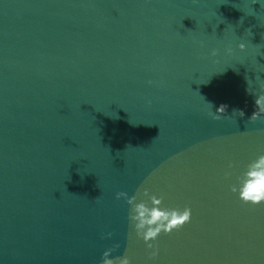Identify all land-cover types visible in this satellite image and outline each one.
<instances>
[{"label":"water","instance_id":"water-1","mask_svg":"<svg viewBox=\"0 0 264 264\" xmlns=\"http://www.w3.org/2000/svg\"><path fill=\"white\" fill-rule=\"evenodd\" d=\"M261 85L264 0H0V264H264V203L230 191ZM142 186L192 210L154 260L116 199Z\"/></svg>","mask_w":264,"mask_h":264},{"label":"clouds","instance_id":"clouds-1","mask_svg":"<svg viewBox=\"0 0 264 264\" xmlns=\"http://www.w3.org/2000/svg\"><path fill=\"white\" fill-rule=\"evenodd\" d=\"M238 47L243 52L246 46L244 43H240ZM227 52L231 55L233 49L229 47ZM211 55L216 56L217 50H213ZM256 78L259 79V77ZM148 83L151 84L152 81ZM248 92L250 95H255L249 90ZM148 103L151 104V101ZM226 108V105H220L215 112H209V115L214 120H219L226 112ZM233 113L240 117L245 115L244 111L240 109L233 110ZM262 114H264V85H261L260 94L255 97V110L249 118V122L257 121ZM228 168H233V165L230 163ZM224 175L225 179H228L232 177L233 173L226 171ZM230 191L238 193V199L242 204L257 206L264 203V155L256 157L235 176V183L230 186ZM121 198H124L130 205L128 220L136 238L142 239L147 248L151 250L148 253L150 260H154L159 255V247L153 241H156L161 234L170 235L174 231H179L191 221L192 210L189 206L186 205L183 209L165 207L163 206V196L157 197L150 194L149 189L143 186L137 189V193L131 197L126 192H117L116 199ZM95 200L98 202L99 197ZM111 236V232L107 233V237ZM119 247L120 245L116 244L105 250L101 257V264H131V259L126 253L122 256L112 255Z\"/></svg>","mask_w":264,"mask_h":264}]
</instances>
